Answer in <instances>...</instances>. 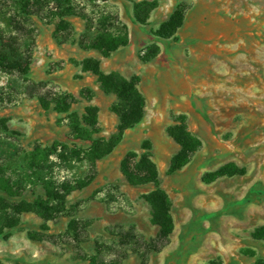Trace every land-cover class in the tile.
I'll use <instances>...</instances> for the list:
<instances>
[{
  "label": "rangeland",
  "instance_id": "374dc122",
  "mask_svg": "<svg viewBox=\"0 0 264 264\" xmlns=\"http://www.w3.org/2000/svg\"><path fill=\"white\" fill-rule=\"evenodd\" d=\"M127 26L129 43L108 58L83 51L77 44L61 45L53 39L54 25L37 18L39 30L33 50L29 80L49 83L77 103L71 114L82 117L85 109H99L100 134L110 140L128 126L114 152L97 162L96 180L74 192L65 202L45 197L41 188L28 191L13 203L34 206L19 217V225L0 236V264H89L75 249L66 214L87 226L90 239L82 244L91 258L98 241L115 243L121 231L131 229L146 241L155 239L158 227L145 196L165 191L172 203L174 231L169 245L151 254L144 263L130 254L124 264H257L264 262V241L256 238L264 229V0H109ZM150 7L147 21L136 20V7ZM184 23L170 40L157 33L176 11ZM77 39L85 22L69 19ZM12 62L18 54L7 52ZM99 64L106 73H118L145 101V116L134 124L118 115L115 95L105 94L98 78L85 71L86 61ZM21 81L0 75V84ZM88 90L90 101L81 97ZM66 114L45 112L36 98H24L0 111L9 119V132H0V161L14 174H22L38 147L56 142L86 148L75 141ZM185 122L202 147L192 161L170 174L171 161L180 147L168 130ZM149 144L159 172L158 185L131 186L121 172L130 153H143ZM224 169L211 184L204 178ZM86 173V168H78ZM9 213H0V227Z\"/></svg>",
  "mask_w": 264,
  "mask_h": 264
},
{
  "label": "trees",
  "instance_id": "16d2710c",
  "mask_svg": "<svg viewBox=\"0 0 264 264\" xmlns=\"http://www.w3.org/2000/svg\"><path fill=\"white\" fill-rule=\"evenodd\" d=\"M150 7L143 12L136 7V20L144 24L151 12ZM34 18L44 25H54L53 39L59 44H77L83 51L99 52L108 58L129 43L127 26L109 0H0V75L18 79L21 86L12 83L0 84V111L11 109L24 98H36L45 112L54 109L59 114H66L69 127L75 141L89 143L86 148L69 147L55 143L51 148L38 147L31 155L25 172L14 174L7 164L0 161V213H9L0 227V236L5 231L15 229L19 225V217L31 213L34 206L25 201L13 203L10 199H20L28 191L41 188L46 198L54 202H65L74 192L88 188L96 180L97 162L110 156L121 142L128 126L120 128L117 137L107 140L95 138L100 134L98 121L99 109L89 106L85 114L79 117L71 114L77 100L70 94L62 93L49 83H33L29 80L33 65V50L39 35ZM78 18L85 22V31L77 39L69 19ZM184 23V13L176 10L163 23L157 35L162 40L172 39ZM19 55L20 61L12 62L5 53ZM85 71L93 73L101 90L107 95H115L118 99L114 112L120 116L128 115L134 124L143 121L145 101L135 88L118 73H104L99 64L86 61ZM81 97L90 101L93 93L84 90ZM9 119H0V132L8 133ZM169 136L180 147L171 161L170 174H175L187 166L202 147L198 138L193 136L185 122H179L168 130ZM149 144L143 153H130L121 163V172L133 187L158 185L159 172L150 153ZM86 168L80 173L78 168ZM224 169L216 174L207 175L204 181L211 184L223 176L235 175ZM145 200L152 210V222L158 227V233L148 242L136 230L121 231L115 243L98 241L91 258H86L81 245L88 244L90 239L87 226L82 224L76 214L67 213L71 218L68 233L73 237L74 246L80 257L89 264H124L130 254L138 255L146 263L151 254L162 252L170 243L174 231L171 214L172 203L168 194L157 189L146 195ZM256 238L264 241V229L256 234ZM217 264V263H212ZM257 264H264L259 262Z\"/></svg>",
  "mask_w": 264,
  "mask_h": 264
},
{
  "label": "crops",
  "instance_id": "0c3cea01",
  "mask_svg": "<svg viewBox=\"0 0 264 264\" xmlns=\"http://www.w3.org/2000/svg\"><path fill=\"white\" fill-rule=\"evenodd\" d=\"M52 32H54V30L52 31ZM53 41H54V39H52ZM64 46H65V44H64ZM33 66V65H32Z\"/></svg>",
  "mask_w": 264,
  "mask_h": 264
}]
</instances>
